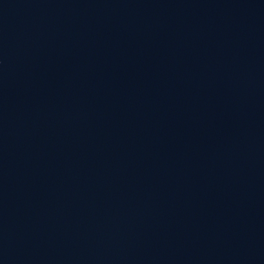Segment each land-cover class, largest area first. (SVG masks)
<instances>
[{"label": "water", "instance_id": "water-1", "mask_svg": "<svg viewBox=\"0 0 264 264\" xmlns=\"http://www.w3.org/2000/svg\"><path fill=\"white\" fill-rule=\"evenodd\" d=\"M0 264H264V0H0Z\"/></svg>", "mask_w": 264, "mask_h": 264}]
</instances>
